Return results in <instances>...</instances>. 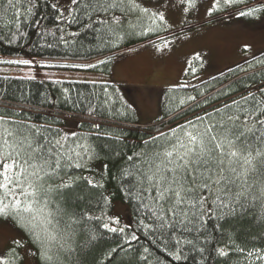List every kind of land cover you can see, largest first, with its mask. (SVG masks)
Returning <instances> with one entry per match:
<instances>
[{
    "label": "trees",
    "instance_id": "1",
    "mask_svg": "<svg viewBox=\"0 0 264 264\" xmlns=\"http://www.w3.org/2000/svg\"><path fill=\"white\" fill-rule=\"evenodd\" d=\"M143 1L73 0L63 18L51 0H0V64L106 73L113 55L171 34ZM245 8L250 18L264 1ZM178 83L158 117L138 122L112 81L0 72V144L18 163L0 216L40 264H264V49ZM187 133L209 149L213 166L199 172L211 180L185 181L176 204L159 198L157 157ZM114 201L128 207L121 228L105 219Z\"/></svg>",
    "mask_w": 264,
    "mask_h": 264
},
{
    "label": "rangeland",
    "instance_id": "2",
    "mask_svg": "<svg viewBox=\"0 0 264 264\" xmlns=\"http://www.w3.org/2000/svg\"><path fill=\"white\" fill-rule=\"evenodd\" d=\"M51 1L60 16L67 18L73 0ZM258 1L264 0H144L142 4L164 21L156 30L171 34L113 55L108 72H101V68L53 71L14 65L15 59L12 64H0V72L112 81L110 90L129 103L134 119L149 122L161 114L164 95H171L170 87L180 80L190 82L211 75L264 49V9L250 18L248 14L241 16L242 8L245 11L248 4ZM226 13L225 18L206 20ZM126 207V203L114 201L105 216L110 226L121 228L129 223ZM21 252V264H40L22 232L0 216V264H12V257L20 262Z\"/></svg>",
    "mask_w": 264,
    "mask_h": 264
},
{
    "label": "snow or ice",
    "instance_id": "3",
    "mask_svg": "<svg viewBox=\"0 0 264 264\" xmlns=\"http://www.w3.org/2000/svg\"><path fill=\"white\" fill-rule=\"evenodd\" d=\"M27 63V62H25ZM188 142H181L179 148H175L174 151H167L162 155H158L160 160V165L156 167V173H160L158 183L162 182L163 187L159 189V198L163 199L165 193L171 192L172 197H175V203L180 204L182 202L181 192L184 191V182L187 180H192L194 183H201L204 188L208 187V182L211 180V177H203L200 174L199 170L203 167L205 170H210L213 166L211 163V158L208 156L209 149L205 146L203 138H198L191 133H187ZM212 141L216 140L215 136H211ZM7 143V141H4ZM229 143H231L229 141ZM224 147V142L220 141L214 144V149H222ZM3 144H0V188L5 190L8 189V185L13 182L11 176V170L13 166L18 167L16 160H13L12 163H5L7 159L2 152ZM183 149V151H181ZM224 153L221 152V155ZM9 155H11L9 153ZM229 156L235 157L237 153L235 151L228 153ZM219 164H223V160L218 161ZM172 165V167H169ZM223 169H221L222 171ZM38 171V170H37ZM234 171V169H233ZM164 173H167L165 175ZM35 174V173H34ZM171 177V179H169ZM27 177H25L26 179ZM149 179H152L149 177ZM16 182L20 184L21 191L20 195L25 198L35 196V190L29 191L32 188V185L29 184L27 188L23 187L22 182L19 180V174L16 176ZM219 183V181H217ZM179 189V190H177ZM33 202H36L33 200ZM19 204V201L17 202ZM28 212L32 210V204L28 203L23 209ZM54 239V237H53Z\"/></svg>",
    "mask_w": 264,
    "mask_h": 264
}]
</instances>
